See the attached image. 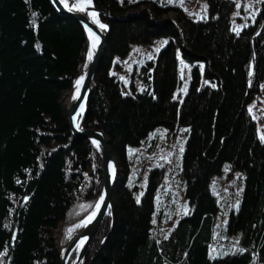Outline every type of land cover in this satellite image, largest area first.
Masks as SVG:
<instances>
[{
  "label": "trees",
  "instance_id": "trees-1",
  "mask_svg": "<svg viewBox=\"0 0 264 264\" xmlns=\"http://www.w3.org/2000/svg\"><path fill=\"white\" fill-rule=\"evenodd\" d=\"M204 1L208 16L194 20L165 1L91 0L110 34L83 123L106 131L120 169L111 215L87 249V264H252L254 257L264 264V140L250 111L264 92V0L239 31L236 0ZM172 9L184 31L166 17ZM162 36L168 43L142 67L144 90L125 93L117 58ZM178 46L193 64L182 101L174 95L182 83ZM88 51L82 24L51 0H0V264H61L69 230L102 190L100 152L73 134L65 105ZM157 126L169 133L189 127L182 172L190 211L164 237L155 235L153 219L166 167L149 169L142 193L130 177V148ZM225 163L228 178L245 173V187L223 228L213 177ZM229 244L212 256L211 247Z\"/></svg>",
  "mask_w": 264,
  "mask_h": 264
},
{
  "label": "rangeland",
  "instance_id": "rangeland-1",
  "mask_svg": "<svg viewBox=\"0 0 264 264\" xmlns=\"http://www.w3.org/2000/svg\"><path fill=\"white\" fill-rule=\"evenodd\" d=\"M124 1V0H120ZM129 2H138L142 0H128ZM149 4V0H146ZM156 2H167L180 8L187 18L194 20L203 19L208 16L207 3L204 0H154ZM237 9L233 17V29L239 31L245 25L253 22L260 10L262 0H236ZM77 7H81L84 0H76L74 2ZM92 3V2H91ZM145 6L140 5L138 9ZM178 11L170 10L166 17L176 19ZM185 28V22H179ZM165 36L159 37L150 43H134L129 53L122 59L117 58L120 67L114 65L117 73L123 80V91L125 93H133L135 91L144 90L143 78L141 70L146 61L156 58L158 52L168 43ZM166 42V43H165ZM157 49H159L157 51ZM179 65L181 71L182 83L175 90V97L183 100L187 89L189 79L186 78L185 69L188 68V74L191 75L193 64L184 60L181 48L177 47ZM201 73L205 75V63H198ZM189 75V76H190ZM69 96V95H68ZM250 111L258 124V132L260 137L264 136V92L260 93L250 104ZM262 111V112H261ZM189 127H179L175 133H169V129L165 126H157L153 129L149 136L144 140L143 144L137 147H131L129 154L133 156L131 162V174L133 181L141 188V193L147 185V174L149 169L156 165H165V181L155 194V217L154 233L157 237H164L174 227L177 221L190 211L189 200L186 196V180L183 176V155L187 145ZM183 149V151H181ZM229 164L225 163L220 174L213 177V187L220 195V215L219 224L226 227L227 219L231 209L237 207L241 200L245 187V173L238 171L233 177L228 178ZM80 221L72 227L71 235H73ZM225 233V232H223ZM222 237V230L220 232ZM232 245L221 246L220 248H212L213 257H219L230 251ZM252 264H256L255 257Z\"/></svg>",
  "mask_w": 264,
  "mask_h": 264
},
{
  "label": "water",
  "instance_id": "water-1",
  "mask_svg": "<svg viewBox=\"0 0 264 264\" xmlns=\"http://www.w3.org/2000/svg\"><path fill=\"white\" fill-rule=\"evenodd\" d=\"M74 2L76 0H51L52 5L59 13L79 21L89 38L88 63L74 77L65 105L73 134L90 140L99 150L104 162V182L102 190L92 209L80 221L77 231L62 246L60 251L61 264H87V249L102 226L104 219L111 215V198L119 179L120 169L118 159L114 155L110 145V137L106 131L99 128H87L83 123L87 111L91 85L104 57L110 30L100 21L99 16L101 11L93 3L86 9L81 10ZM92 13H96L97 16L94 17ZM170 19L182 31L183 26L175 19ZM100 25H104L105 27L101 28ZM254 73L255 70L252 75ZM78 80L80 81L79 84H77ZM78 245L79 250L74 259L70 261V252Z\"/></svg>",
  "mask_w": 264,
  "mask_h": 264
},
{
  "label": "bare ground",
  "instance_id": "bare-ground-1",
  "mask_svg": "<svg viewBox=\"0 0 264 264\" xmlns=\"http://www.w3.org/2000/svg\"><path fill=\"white\" fill-rule=\"evenodd\" d=\"M91 4H92V3H91ZM91 4H90V5H91ZM90 5H85V3H83L82 6H81L80 8L83 7V9H86V8L89 7ZM95 17H96V16H95ZM75 88H76V86H75ZM161 166L166 167L164 164L161 165ZM156 216H159V215H156ZM156 216H155V217H156ZM153 220H154V219H153ZM153 224H154V223H153ZM78 250H79V245L71 250L70 255H69V260H70V261H72V260L74 259V257L76 256Z\"/></svg>",
  "mask_w": 264,
  "mask_h": 264
},
{
  "label": "snow or ice",
  "instance_id": "snow-or-ice-1",
  "mask_svg": "<svg viewBox=\"0 0 264 264\" xmlns=\"http://www.w3.org/2000/svg\"><path fill=\"white\" fill-rule=\"evenodd\" d=\"M84 3H85V5H90L91 4V0H84ZM81 10H83V7L81 8ZM92 15L95 17V16H97V14L96 13H92ZM98 22V21H97ZM100 27L101 28H103V27H105L104 25H100ZM166 43V42H165ZM159 49H157V51H158ZM80 83V81L78 80L77 81V84H79ZM261 139L262 140H264V136H262L261 137ZM181 151H183V149H181ZM102 199V198H101ZM137 201L139 202V197H137ZM89 207H91V206H89ZM69 231H71V230H69Z\"/></svg>",
  "mask_w": 264,
  "mask_h": 264
}]
</instances>
